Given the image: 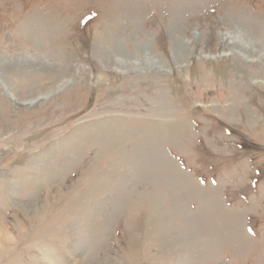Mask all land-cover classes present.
I'll use <instances>...</instances> for the list:
<instances>
[{
	"label": "rangeland",
	"instance_id": "1",
	"mask_svg": "<svg viewBox=\"0 0 264 264\" xmlns=\"http://www.w3.org/2000/svg\"><path fill=\"white\" fill-rule=\"evenodd\" d=\"M239 33L263 53L264 0H0V264H264V66Z\"/></svg>",
	"mask_w": 264,
	"mask_h": 264
},
{
	"label": "bare ground",
	"instance_id": "2",
	"mask_svg": "<svg viewBox=\"0 0 264 264\" xmlns=\"http://www.w3.org/2000/svg\"><path fill=\"white\" fill-rule=\"evenodd\" d=\"M179 12L176 13L178 15L175 16V19L181 18L180 17L181 12H180V14H179ZM141 16H142V13L135 15L133 18L138 19ZM175 28L178 29V26H176ZM240 33L234 34L230 38L229 37L228 38H229V43L236 47V50H234V51H236V54L239 56L241 61H243V62H254V61L249 60L248 55L255 54L256 57L259 58V63L262 66H264V62H263L264 51H263V53L262 52L258 53L257 52L258 51L257 50L258 45L256 43H252L249 41H247L248 43L243 42V40L241 39ZM230 39H231V41H230ZM113 40H111V41H113ZM118 42H119V40H118ZM110 44H111L110 47L101 46L102 49L99 51L101 54H99V55L102 58H104V59L106 58L107 60H109L111 57H113L112 60L115 61L116 64L121 65V66H126L127 68L131 69V72H132V70L135 71L136 75L138 73H140L139 67H138V64L140 63L139 59H136L134 55H130L129 53H126L125 51H123L122 47H121L123 45H120V43L110 42ZM176 47H177V49H176V53H174V59L176 61L180 62L183 59V54H181V52L178 50V44L176 45ZM110 48H112L111 49L112 53L109 54L108 50ZM136 49L143 52L142 58H143L144 62H146L147 64H150L149 67H151V69H154V67H155L156 70H158L160 73L165 72V69L162 66L161 62L159 60H156V58H154V56L153 57L151 56V50L149 49L147 42H145V44L143 43V44H140L139 46H136ZM99 52H96V53H99ZM116 54H118L119 56H115ZM96 55H98V54H96Z\"/></svg>",
	"mask_w": 264,
	"mask_h": 264
}]
</instances>
